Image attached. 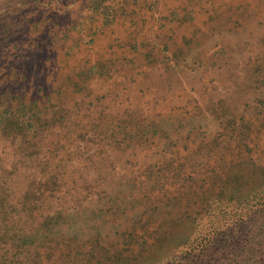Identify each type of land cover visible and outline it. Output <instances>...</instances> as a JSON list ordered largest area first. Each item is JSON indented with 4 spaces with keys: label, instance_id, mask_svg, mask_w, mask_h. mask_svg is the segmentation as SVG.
<instances>
[{
    "label": "rangeland",
    "instance_id": "1",
    "mask_svg": "<svg viewBox=\"0 0 264 264\" xmlns=\"http://www.w3.org/2000/svg\"><path fill=\"white\" fill-rule=\"evenodd\" d=\"M257 54L264 55V0H0V189L13 187L14 198L34 191L32 174L45 170L21 161L29 144L57 132L89 141L55 170L77 174L63 187L72 198L127 182L114 188L120 201L106 205L116 212L85 206L56 226L34 224L25 249L63 234L75 238L73 252L99 254L98 264H115L113 254L127 258L121 264L177 263L187 242L169 241L177 230L170 218L185 210L178 227L195 222L207 233L208 214L218 225L221 213L239 214L242 191H250L248 207L264 201V56ZM75 75L85 91L71 93L67 78ZM46 99L68 111L44 109ZM187 171L198 181L181 182ZM155 176L165 197L138 185ZM158 198L173 216L155 224L157 244L151 237L144 252L136 245L124 252L132 220ZM249 212L253 238L215 237L225 244L203 264H264V204ZM20 245L0 254L16 258Z\"/></svg>",
    "mask_w": 264,
    "mask_h": 264
},
{
    "label": "trees",
    "instance_id": "2",
    "mask_svg": "<svg viewBox=\"0 0 264 264\" xmlns=\"http://www.w3.org/2000/svg\"><path fill=\"white\" fill-rule=\"evenodd\" d=\"M259 56L264 55L257 54V57ZM98 74L101 76L100 73ZM75 77L76 75L67 78V83H72L71 93H77L76 90H81L82 92L85 91L84 87H80L78 83L74 82ZM35 102H38V100H35ZM45 103L46 104L43 105L44 109L52 107L55 108L56 111H68L61 109L58 104L51 102L49 99H46ZM13 122H16L15 119ZM126 122L127 121H122V123ZM122 134L127 135L124 127L122 128ZM103 135H106L105 131L100 135L102 136L101 139H105ZM88 143L89 141L84 142L81 136H73L67 140L62 136L61 132H57L54 136L53 134H50L49 136L40 138L38 143L29 144V153L26 156V160L24 159L21 162L26 165V170H36V168L44 169L45 175H39V172L41 171H36L37 174H32L34 180L38 179V187L35 188L34 191H29L27 188L20 192L16 198H14V194L11 193L14 190L13 187L12 190H8V188L0 189V246H2L0 247V251H3L8 244L15 242H21L19 250L23 251L18 252L16 258H10L9 260H7L4 255L0 254V260L4 264H98L99 254L92 251L91 248L86 252H73L70 248L73 241H75V238L63 234L55 238H44L36 247L30 249L32 251L31 253H29L28 249H25L28 244L26 243L27 238L25 236L30 232L31 227L34 224L35 229H43L48 225L56 226L58 219L62 220L63 217L69 215L79 216L85 206L95 205L92 212H101L103 209L113 210L114 212L118 210V207L110 206L106 208V205L114 200L120 201L114 188L125 187L127 182H119L116 185L114 184L113 186H110L108 190L100 191L99 193L98 191L91 192L82 190V193L80 194L81 196H78L77 198H72V196L69 195V191L66 189L63 190V187L70 186V183L77 179V174L74 175V177L70 176V174H58L55 172L56 168L62 165L61 162L67 160L69 156L73 157V160H76L75 156L78 153H84ZM107 145L109 144H104V147ZM102 152L103 148L97 150V153L99 154ZM64 153L66 154L63 155ZM60 156H65L66 159H63ZM51 159L54 160L53 165L50 163ZM1 176H3L2 173H0V177ZM158 179L159 177L155 176L151 182H148V184L146 179H141L138 182L139 186L147 185L151 188V190H145V192L142 193L147 195L150 193L151 196L149 197L154 198V191H156L157 196L165 197L167 192L164 190V186H162L159 191L156 188L159 186ZM180 179L181 182H195L198 181V176L194 171H187L180 176ZM164 180L165 178L162 177V181ZM5 184L6 182L0 183V188H3ZM249 192V190H244L239 194L238 201L241 205L239 208H242L239 211V214H237V212L233 214L230 212L231 216H228V214L225 215L221 213L219 219L223 220V222L220 225L216 224V222L211 219L213 215L212 213L208 214L205 218L207 221L205 231H207V233L204 231L197 232L196 227H194L195 222H192L191 225L186 224L184 229H180L178 226H183L180 218L186 213L184 210L185 208L183 209L184 211L178 213L179 216L172 215V217L169 215V212L167 213V210L164 209L165 206L159 204L160 198H158L156 200L157 203L156 201L154 202L158 205L149 207L148 210L142 212L138 218L132 220V224L128 228L129 240H127L126 243H123V246L126 247L124 252H129V250H131L129 247L133 245H136L140 252H144L146 250V248H143L146 245L145 239L151 237L152 245H156L158 240L156 235L159 233V226L155 224L159 222V219L165 218L169 215L172 217L168 220L169 224L176 223L175 226L177 227V230H175L172 237L169 238V241L173 240L175 242L178 240V245L180 244V241H185L187 244L181 247L185 251L175 257L176 260H179L177 263L174 260H170L164 264H196L195 257L201 258L200 260L203 264L206 257L219 247V243L225 244L223 242L225 239L218 240L215 237L222 236L223 234L228 236L227 238L231 241L253 238L255 228L248 220L250 214L249 210L264 204V201L260 200L255 202L253 206L248 207L246 198ZM110 195H113V197H110ZM44 197L48 200L45 205L42 202ZM149 197L145 196L146 199ZM146 202H148V200H146ZM99 203H102L101 208H98ZM119 204H121V202H119ZM214 210L215 209H212L211 212ZM155 213L156 216L154 217ZM200 213L201 212L198 211L197 215H200ZM196 226L199 227L198 225ZM188 235L190 236L188 237ZM191 235H193V239L191 238ZM89 242L94 243V247L98 246L96 241ZM160 247L161 246H159V248ZM24 253H27L28 256H33L31 258L32 260H25ZM112 258L116 259L115 264H121L122 261H127V258L124 256L119 259L117 254H113Z\"/></svg>",
    "mask_w": 264,
    "mask_h": 264
}]
</instances>
